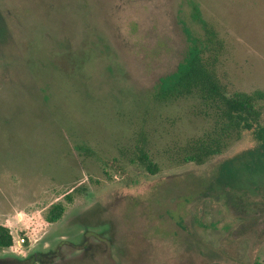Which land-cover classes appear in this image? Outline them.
<instances>
[{
  "label": "rangeland",
  "instance_id": "rangeland-1",
  "mask_svg": "<svg viewBox=\"0 0 264 264\" xmlns=\"http://www.w3.org/2000/svg\"><path fill=\"white\" fill-rule=\"evenodd\" d=\"M186 1L0 0V224L15 237L0 264H264L260 144L244 132L181 164L211 121L194 99H153L185 54ZM197 1L227 42L223 80L264 91V0ZM140 132L157 174L121 156Z\"/></svg>",
  "mask_w": 264,
  "mask_h": 264
},
{
  "label": "trees",
  "instance_id": "trees-1",
  "mask_svg": "<svg viewBox=\"0 0 264 264\" xmlns=\"http://www.w3.org/2000/svg\"><path fill=\"white\" fill-rule=\"evenodd\" d=\"M179 23L186 41L185 54L174 71L159 77L153 99L164 104L194 99L202 105L199 114L211 121L210 127L201 135L180 146L181 164H206L223 154L232 142L241 140L244 132L252 134L264 155V91H232L223 80L220 70L227 42L216 23L205 17L197 0L186 1ZM121 153L129 163L151 174L161 170L145 132L137 135L130 150ZM63 213V204H55L48 217L50 221H56ZM14 245L13 232L0 224V249Z\"/></svg>",
  "mask_w": 264,
  "mask_h": 264
},
{
  "label": "flooded vegetation",
  "instance_id": "flooded-vegetation-1",
  "mask_svg": "<svg viewBox=\"0 0 264 264\" xmlns=\"http://www.w3.org/2000/svg\"><path fill=\"white\" fill-rule=\"evenodd\" d=\"M257 215H259V220L257 222L258 225H262V223H264L263 219H264V212H262L261 210L257 212ZM263 221V222H262Z\"/></svg>",
  "mask_w": 264,
  "mask_h": 264
}]
</instances>
